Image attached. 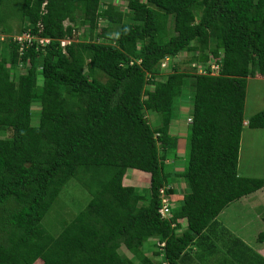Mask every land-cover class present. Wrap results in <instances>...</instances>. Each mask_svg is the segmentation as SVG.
Here are the masks:
<instances>
[{
    "label": "trees",
    "instance_id": "1",
    "mask_svg": "<svg viewBox=\"0 0 264 264\" xmlns=\"http://www.w3.org/2000/svg\"><path fill=\"white\" fill-rule=\"evenodd\" d=\"M4 1L0 33L50 40L0 43V264H190L194 246L200 258L216 253V216L264 187L238 172L244 125L264 128V108L244 117L247 78H264V0ZM180 53L203 72L174 63L163 78L160 62ZM183 100L191 121L176 166ZM71 179L90 199L50 233L41 222Z\"/></svg>",
    "mask_w": 264,
    "mask_h": 264
},
{
    "label": "rangeland",
    "instance_id": "2",
    "mask_svg": "<svg viewBox=\"0 0 264 264\" xmlns=\"http://www.w3.org/2000/svg\"><path fill=\"white\" fill-rule=\"evenodd\" d=\"M20 0H5L4 3L10 6V8H15ZM114 2L120 5L121 8L125 9L123 0H114ZM1 8V7H0ZM15 10V9H14ZM12 20L13 28L17 29L19 26V22L13 18H9ZM68 22L65 21V24ZM85 29V28H84ZM117 27H114L113 30L116 31ZM83 31V29L81 28ZM81 30L79 32L81 33ZM86 30V29H85ZM78 32V33H79ZM97 30L93 31V36L95 40H99L95 36ZM78 39V37L76 38ZM87 39H90L87 37ZM189 55L186 53H180L177 57L172 59L170 58L166 61L165 68L162 69L163 78L167 73L172 71V65L176 63L179 66V70L193 72V67H196L194 72L201 71L204 64L197 63L195 66L188 65L187 59ZM173 62V63H172ZM23 71V69H22ZM104 80V78H101ZM180 104V113L178 116V144L177 151L179 159L176 161V166H182V159L185 156V131L186 126L188 125V120L186 119L189 115L188 110L186 108H190V105L185 100ZM39 104H32L31 110L33 112V121L36 123L35 114L39 112ZM179 108V107H178ZM264 108V78L259 76L256 77H248L247 78V86H246V98H245V107H244V117L247 118L253 115L256 112H259ZM148 121L151 125H155L159 123L160 117L153 113H146ZM156 122V123H154ZM9 135V130L0 129V136L4 137ZM238 172L243 176H252V177H264V128H250L244 125V128L241 133L240 140V148H239V158H238ZM147 179V176H144ZM145 179V180H146ZM179 181L176 183L177 189L179 188ZM181 185H183V190L186 188V184L181 180ZM178 191V190H177ZM182 191V190H181ZM257 195V194H256ZM90 199L89 193L74 179L69 180L64 187L62 188L58 198L46 214V216L42 220V226L47 229L48 232H56L60 229L64 222L69 221L75 213H77L80 209H82ZM231 209H241V207H235L234 205L229 206ZM233 214H230V219L232 223L235 224L236 219L241 216L236 214L237 211H231ZM262 216V215H261ZM262 220V218H261ZM252 229V226L249 227ZM121 253L127 252L124 247L120 248ZM34 264H41L40 260L35 261Z\"/></svg>",
    "mask_w": 264,
    "mask_h": 264
},
{
    "label": "crops",
    "instance_id": "3",
    "mask_svg": "<svg viewBox=\"0 0 264 264\" xmlns=\"http://www.w3.org/2000/svg\"><path fill=\"white\" fill-rule=\"evenodd\" d=\"M230 205L241 209H231ZM231 211H237L236 214L241 216L236 219L235 224L230 219V214H233ZM263 216L264 187L231 202L216 216L218 222L214 227L216 229L209 232L212 241L217 244L216 253L200 258L197 256L199 250L194 246L197 251L195 259H189L188 262L190 264H264V236L259 238V234L264 232ZM250 226L252 229H249ZM229 231L239 240L229 238L227 235Z\"/></svg>",
    "mask_w": 264,
    "mask_h": 264
},
{
    "label": "built area",
    "instance_id": "4",
    "mask_svg": "<svg viewBox=\"0 0 264 264\" xmlns=\"http://www.w3.org/2000/svg\"><path fill=\"white\" fill-rule=\"evenodd\" d=\"M78 32L75 33V35H73V37H71V38L62 39L61 42H60L61 46H64L66 43H69L71 41V39L74 38L76 35H80L81 34L80 32L79 33ZM8 36L11 37L12 41H15V42L20 44V50L23 49L24 44L25 45H30V44H32L33 41H36L38 44L44 45V44L48 43L49 40H50L49 38L41 37L39 35H34L29 30H26V31L22 32L21 34H15V35H11V36L7 35L5 33H0V43L6 41ZM168 60H169L168 57H165L160 62L161 70L165 68L166 61H168ZM190 65L195 66L196 64L195 63H191ZM211 68L216 70L217 66L216 65H211ZM202 72H203L202 70L198 71V73H202ZM187 120L189 122V121H191V118L187 117ZM169 209L170 208H169V204H168L167 198L163 197L162 198V206L159 209V211L162 213V215H164L166 217H170L171 213H170ZM164 264H167V263H164Z\"/></svg>",
    "mask_w": 264,
    "mask_h": 264
}]
</instances>
